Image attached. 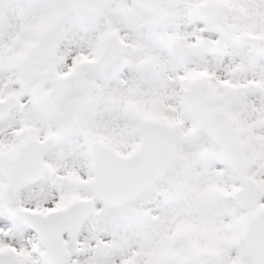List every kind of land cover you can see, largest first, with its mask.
<instances>
[{
    "label": "snow or ice",
    "instance_id": "1",
    "mask_svg": "<svg viewBox=\"0 0 264 264\" xmlns=\"http://www.w3.org/2000/svg\"><path fill=\"white\" fill-rule=\"evenodd\" d=\"M0 264H264V0H0Z\"/></svg>",
    "mask_w": 264,
    "mask_h": 264
}]
</instances>
